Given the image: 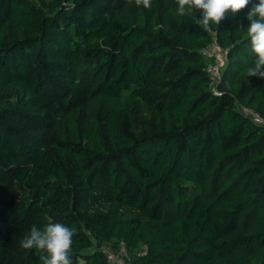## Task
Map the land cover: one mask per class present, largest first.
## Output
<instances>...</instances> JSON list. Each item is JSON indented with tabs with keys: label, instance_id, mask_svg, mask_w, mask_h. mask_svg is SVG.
<instances>
[{
	"label": "trees",
	"instance_id": "16d2710c",
	"mask_svg": "<svg viewBox=\"0 0 264 264\" xmlns=\"http://www.w3.org/2000/svg\"><path fill=\"white\" fill-rule=\"evenodd\" d=\"M150 3L0 0V264H42L19 241L49 222L73 230V264H112L100 242L127 264H264V125L238 108L264 116L247 9L212 26L230 58L216 91L200 11ZM184 183L208 192L189 211Z\"/></svg>",
	"mask_w": 264,
	"mask_h": 264
},
{
	"label": "clouds",
	"instance_id": "9594fccd",
	"mask_svg": "<svg viewBox=\"0 0 264 264\" xmlns=\"http://www.w3.org/2000/svg\"><path fill=\"white\" fill-rule=\"evenodd\" d=\"M137 6L151 7L150 0H135ZM180 15H185L186 6L199 10L200 25L205 31H211L213 25L219 26L231 11L233 15L247 9V26L241 25L250 38L252 51L256 56L248 76L264 79V0H176ZM73 230L62 223L49 222L43 228L35 224L19 241L20 248L35 250L42 264H73L71 253Z\"/></svg>",
	"mask_w": 264,
	"mask_h": 264
},
{
	"label": "built area",
	"instance_id": "2783aa9c",
	"mask_svg": "<svg viewBox=\"0 0 264 264\" xmlns=\"http://www.w3.org/2000/svg\"><path fill=\"white\" fill-rule=\"evenodd\" d=\"M210 33L213 36V40L202 48L201 52L203 56L208 60L206 71L211 77L212 87L218 91V83L222 79V69L228 64L229 49L224 47L216 39V31L212 29ZM238 108L244 113L250 115L255 121L264 125V116L257 110L238 103ZM99 247L106 255L109 262L112 264H127L126 258L128 257L127 248L122 244L120 248H114L110 243L100 242Z\"/></svg>",
	"mask_w": 264,
	"mask_h": 264
},
{
	"label": "rangeland",
	"instance_id": "374dc122",
	"mask_svg": "<svg viewBox=\"0 0 264 264\" xmlns=\"http://www.w3.org/2000/svg\"><path fill=\"white\" fill-rule=\"evenodd\" d=\"M225 67L222 69L224 71ZM90 82L94 83L95 78L89 77L88 79ZM131 102V96L129 95V92L125 91L122 94L110 98L107 96H96L88 102V104L84 108L85 115L94 114L96 113L100 108L108 109L111 107H120L127 103ZM78 113H75L70 116L69 118H61L58 123L57 130L59 133L66 134L67 136H72V130L69 126V121L74 120L76 118ZM184 191L188 197V201L185 203V205L182 207L184 211H189L191 209V206L193 205L194 201L197 200L201 194H208L207 190H202L196 187L192 183H184L183 184ZM242 251L240 250H234L230 255V259L233 264H236L237 259L239 258Z\"/></svg>",
	"mask_w": 264,
	"mask_h": 264
}]
</instances>
